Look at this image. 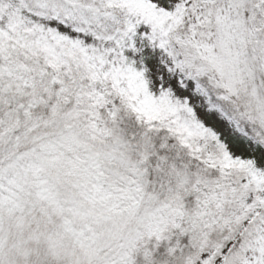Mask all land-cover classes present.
Segmentation results:
<instances>
[{"label":"snow or ice","instance_id":"1","mask_svg":"<svg viewBox=\"0 0 264 264\" xmlns=\"http://www.w3.org/2000/svg\"><path fill=\"white\" fill-rule=\"evenodd\" d=\"M0 264H264V0H0Z\"/></svg>","mask_w":264,"mask_h":264}]
</instances>
